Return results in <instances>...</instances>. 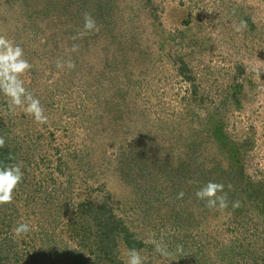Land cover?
<instances>
[{"label":"rangeland","instance_id":"1","mask_svg":"<svg viewBox=\"0 0 264 264\" xmlns=\"http://www.w3.org/2000/svg\"><path fill=\"white\" fill-rule=\"evenodd\" d=\"M85 13L98 31L85 32ZM0 35L23 48L32 68L21 79L48 116L38 124L0 92V149L23 172L0 204V264H78L83 204L187 250L153 247L144 264H264L253 197L222 212L196 196L214 181L237 186L238 201L246 180L264 179V0H0ZM232 145L237 169L214 180L213 157ZM20 223L31 231L17 237Z\"/></svg>","mask_w":264,"mask_h":264},{"label":"trees","instance_id":"2","mask_svg":"<svg viewBox=\"0 0 264 264\" xmlns=\"http://www.w3.org/2000/svg\"><path fill=\"white\" fill-rule=\"evenodd\" d=\"M227 152V156L213 157L215 169L218 173L214 176V180H220L222 177L227 175H233V172L237 169L238 163H235V160L238 162L240 161V152L237 150L235 145H232L229 149H227ZM8 163L9 159L3 155L2 149H0V165ZM246 182L247 183H244L243 188L241 189L242 197L238 200L239 207H237V212L242 211L244 208V200L247 199L246 196L249 197L250 200L252 199L251 197H253V200L249 201V209L260 213V215H263L261 218L263 220L262 222H264V179L250 181L246 180ZM224 192L227 193L228 204L231 205L232 202L237 201L236 199H233L234 195L238 193L237 186L233 185L231 188H229V186L224 185ZM245 192L247 193L245 194ZM218 195H220V193ZM206 199L207 198L203 199L204 203H202L204 205L206 203ZM199 201H201V199ZM193 202L194 201H192V203ZM92 206L93 205L91 204H83L80 207V211L78 213L80 215L79 218L81 222H77L78 227L74 226V228L71 230V239H74L77 243V248L74 250L72 257L75 259V261H77L78 264H127V253L130 249L135 248L143 253L146 250L150 251V249L154 247L150 241H147L144 238L141 231L133 228L115 211L114 215H109L106 217L105 215L107 214L105 211L104 214H98V210H95ZM104 206L105 204H103L102 207ZM232 208L230 207V210H236L235 208ZM246 208L248 209L247 206ZM158 211L159 210H156V215ZM165 211L166 212H163L160 215L164 217L165 213H170L174 216V213H176L170 208L166 209ZM184 212L186 216H181V214L178 213L177 216H174V220L178 222L186 221L188 224H192L194 221H199L200 223L202 217L200 212L194 209L185 210ZM93 213H95V215H92V218L88 216ZM145 214H147V217H149L152 213L147 210L145 211ZM155 218L151 219L155 221ZM183 226L185 227L184 229L186 231H190V227H186L185 225ZM241 240L245 242V239ZM178 246L180 247L178 248ZM183 247V244L176 241L168 247V252L175 254V251L179 249L177 254L183 257L187 253V250ZM124 249L127 252L125 256L122 254V250ZM223 249L224 247L219 251L220 260L224 258V255L222 254ZM203 252L204 251H202V253ZM89 253L91 254L90 256ZM202 253H199L196 256L199 261L202 259ZM153 258L154 255H151L149 261H146V263L153 264ZM253 264L255 263L253 262Z\"/></svg>","mask_w":264,"mask_h":264},{"label":"clouds","instance_id":"3","mask_svg":"<svg viewBox=\"0 0 264 264\" xmlns=\"http://www.w3.org/2000/svg\"><path fill=\"white\" fill-rule=\"evenodd\" d=\"M84 29L85 32L91 30H99L94 17L90 13L84 14ZM247 27L246 21H241L240 25L235 28L237 32H241ZM76 45H73L72 51L77 50ZM58 68H63V63H57ZM68 68H74L73 62H67ZM32 68V64L24 58V50L21 46L14 44V42L4 35H0V92L9 98L10 109L16 107H24L28 115L34 117L38 124H47L48 116L45 115V109L42 107L39 98H36L24 86V81L21 79L23 74ZM5 140L0 137V147H3ZM12 157L9 156V159ZM22 162L16 165L3 164L0 165V204H8L13 200V191L18 187L22 181ZM231 188V186H229ZM220 193V195H217ZM180 197L183 193L179 194ZM198 199H206L205 206L209 209H218L224 211L228 207L227 193L224 192V185L209 181L204 187L196 192ZM233 208L239 207V202H233ZM31 231L28 223H20L13 229L15 236L19 237ZM155 248V251L162 256H168V246L163 242L155 240L150 241ZM180 246H178L179 248ZM146 256H142L137 249H130L128 252L127 264H144Z\"/></svg>","mask_w":264,"mask_h":264}]
</instances>
